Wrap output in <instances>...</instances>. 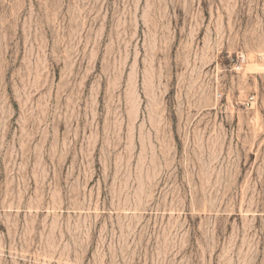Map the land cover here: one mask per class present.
Returning a JSON list of instances; mask_svg holds the SVG:
<instances>
[{"label": "rangeland", "instance_id": "1", "mask_svg": "<svg viewBox=\"0 0 264 264\" xmlns=\"http://www.w3.org/2000/svg\"><path fill=\"white\" fill-rule=\"evenodd\" d=\"M0 264H264V0H0Z\"/></svg>", "mask_w": 264, "mask_h": 264}, {"label": "built area", "instance_id": "2", "mask_svg": "<svg viewBox=\"0 0 264 264\" xmlns=\"http://www.w3.org/2000/svg\"><path fill=\"white\" fill-rule=\"evenodd\" d=\"M238 59H239V61H240L241 63L244 62V61H245V55H241L240 57H238ZM252 100H253V98H251V99L248 101V103H251Z\"/></svg>", "mask_w": 264, "mask_h": 264}]
</instances>
